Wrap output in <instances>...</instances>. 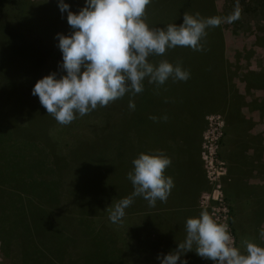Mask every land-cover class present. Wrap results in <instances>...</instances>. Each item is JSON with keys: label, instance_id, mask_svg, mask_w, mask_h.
Listing matches in <instances>:
<instances>
[{"label": "rangeland", "instance_id": "rangeland-1", "mask_svg": "<svg viewBox=\"0 0 264 264\" xmlns=\"http://www.w3.org/2000/svg\"><path fill=\"white\" fill-rule=\"evenodd\" d=\"M21 1L19 10L7 8L0 14V149L6 147L8 143L15 144L12 150L16 151L20 150V143L24 145V142H29L33 151L27 150L28 154L34 158H47L52 162L50 167L53 172L48 178L60 181L63 185V198L58 211L72 218L73 223L76 224L80 216L77 210L75 208L73 210L70 206L72 196L70 197L69 192L82 184L76 196L85 206L91 204L96 206L99 202L103 208H98L96 211L105 215L106 218L108 216L104 213L106 212L104 208L107 205L111 208L122 198L130 196L134 190L130 180L127 179V174L133 169L132 160L141 152L135 145L136 139L144 135L146 129L141 135L139 132L141 123L138 118H134L132 109L123 101L124 97L110 103L107 107H98L83 117L77 115V118L68 125L59 124L47 114L39 98L31 94L32 88L37 80L52 72L57 74V78L65 74L59 67L62 63V53L57 46L56 34L69 35L72 29L67 23V12H60L57 0ZM169 1L173 2L172 7L165 2L164 8H159V12L155 14L158 25L163 27L168 21L162 18L166 14L172 17L170 19L172 23L183 22L184 14H180L186 11L187 2L190 3L187 8L192 15L199 13L201 17L207 18L202 12L210 13L209 4L202 1L199 3L198 0ZM64 2L74 13L85 6V0H64ZM213 2L218 16L226 17L233 12L236 0H213ZM239 3L242 8L240 19L233 23H222L221 27L225 57L231 65L233 83L243 94L245 93L244 83L241 80L243 75L247 71H264V0H239ZM153 5L156 6L151 0L146 8L147 24L153 19ZM202 41L201 43L204 44L209 43L205 39ZM202 47L203 50L200 52L206 53L203 60L215 58L208 53L210 46ZM197 55L201 57L199 53ZM151 58L153 59L151 56L149 60ZM182 58L193 59V55H182L175 60L181 62ZM192 63L196 65V62ZM252 91L258 98L264 95L263 91ZM243 112L252 120L251 143L249 141L250 150H252L251 147H255L259 141V138H255L257 134L262 135L264 140V118H261L256 110L249 111L243 108ZM200 122L199 158L208 185L207 190L200 196V204L211 216V208L215 212H221L224 204L229 206L223 194L224 183L228 177V163L224 159V143L227 142V138L224 136L225 124L220 115L207 113ZM209 123H211L210 127ZM181 125L180 122L171 123L173 136L178 138L186 133L181 130ZM167 134L170 135V132L166 131L164 125L157 131L156 138L160 141ZM185 136L195 140L196 132L192 130ZM206 141L212 144V152H216L217 161L209 173L201 159L202 146ZM252 152L250 151V154ZM92 162L97 164L92 166ZM91 167L93 169H90ZM221 167L226 168V170L223 169L225 175L222 177L220 176L223 172ZM78 170L84 172L83 177L80 175L79 182L75 177ZM218 176L220 178L218 185L221 184V188L217 186ZM141 198L143 197H135L130 205L131 208H135L137 203L142 207L143 202H139ZM92 216L89 215V217ZM142 216V214H131L125 209L122 222L112 223L113 233H110V240L112 244L115 242L117 246L126 248L129 257L126 264L149 263L143 258L136 257L134 246L138 242L128 240V231L131 232L134 227L143 228L142 233L146 230L147 234L152 230L151 222L149 220L144 222ZM108 228L110 229V226ZM229 228L237 246L234 230L231 225ZM102 236L104 237L101 240L102 244H108L110 236L104 233ZM123 238L125 240L122 244ZM112 253L114 257L113 250ZM117 258H119L118 254H116ZM0 264L12 263L5 260L0 253Z\"/></svg>", "mask_w": 264, "mask_h": 264}, {"label": "trees", "instance_id": "trees-1", "mask_svg": "<svg viewBox=\"0 0 264 264\" xmlns=\"http://www.w3.org/2000/svg\"><path fill=\"white\" fill-rule=\"evenodd\" d=\"M201 1L209 4L210 13L202 12L207 18L218 16L213 0H198V3ZM153 2L156 6L152 7L153 19L150 20L149 27L165 28L168 24H172L170 20L172 17L166 14L162 17L168 19L166 25L164 27L158 25L155 14L159 12V8H164L165 2L169 7L173 6V2L170 3L169 0H153ZM21 5V0H0V14L7 8L19 10ZM161 5L163 7H160ZM188 5H190L189 2H187V7ZM187 7H185L186 11H182L180 15L190 14ZM175 24L180 25L179 22ZM206 33L207 38L203 39L209 43L201 44L204 47L210 46L208 53L215 57L213 59L203 60L206 53L194 51L189 47L177 46L166 50L163 55L152 56L153 59L149 60L154 65H158L161 60H167L174 66L179 63L183 70L190 73L187 81H173L169 78L165 84L157 86L150 84L146 78L143 92L135 96L126 93L123 96V101L128 106L130 100L135 104V109L132 111L134 118H138L141 123L139 127L141 135L146 129L145 134L136 139L135 145L141 151L137 156L140 153L156 154L159 151L168 157L173 148L179 146V143L180 147L185 150L186 144H189L191 140L185 134L193 130L198 137L200 121L207 113L222 117L225 124L226 145L234 146V150L230 153L232 158L235 157V153L237 157H241L240 150L250 149L252 120L245 116L243 108L249 111L256 110L261 118H264V95L258 98L252 91L264 92V71H247L241 78L245 87V93L241 94L233 83L231 65L225 57L221 25L207 28ZM198 53L201 57L197 55ZM182 55H193V59L182 58L181 62L175 60L181 58ZM193 61L196 65L192 63ZM247 98L250 100H246ZM152 116L157 119L153 121L150 119ZM164 116H167L166 121L163 119ZM174 121L182 123L181 130L186 132L178 138L171 133V123H175ZM164 125L170 135L167 134L164 139L158 141L156 133ZM255 138H259V141L255 147L252 146V149L257 157L253 153L252 159L259 160L264 169L263 136L257 134ZM192 141L195 140L192 139ZM19 145L20 150L16 151L12 150L15 144L8 143L6 147L0 149L1 256L12 264H126L129 258L126 248L117 246L115 242L112 244L110 240V233H113L112 222L107 214L110 206L107 205L104 208L106 211L104 213L108 216L106 218L105 215L96 211L98 208H103L99 202L96 206L94 204L85 206L76 196L83 184L77 185V189H71L69 192L70 197L72 196L70 206L73 210L75 208L80 216L76 224L73 223L72 218L58 211L61 207V198H63V185L60 181L48 178L53 172L50 167L52 162L47 158H34L28 154L27 150L28 152L33 151L29 142ZM241 161H244L243 157ZM96 164L91 163L92 166ZM76 172V181L79 182V177L80 175L83 177L84 172L81 170ZM227 173L229 174V170ZM227 180L228 177H226ZM223 194L225 196L224 191ZM142 199H139V202ZM138 204L135 208H131V213L141 214L142 207ZM228 211L229 224L233 228V214L230 205ZM89 215L95 216V219ZM143 219L145 222L146 219L144 217ZM144 228L146 229V226ZM142 231L143 228L134 227L130 232V239L138 242L140 246L149 244L145 235L143 237ZM103 233L110 236L106 245H103L101 241L104 238ZM124 240L125 238L122 239V244ZM143 250V247H140L137 251L134 246L136 257L144 260ZM115 253L119 258L116 259Z\"/></svg>", "mask_w": 264, "mask_h": 264}, {"label": "clouds", "instance_id": "clouds-1", "mask_svg": "<svg viewBox=\"0 0 264 264\" xmlns=\"http://www.w3.org/2000/svg\"><path fill=\"white\" fill-rule=\"evenodd\" d=\"M61 13L67 12L69 35L56 34L62 53L59 65L65 74L57 78L52 72L37 80L32 95L59 124L68 125L77 115L83 117L98 107H107L126 93L132 96L144 91V80L157 86L173 81H187L190 73L167 60L158 65L149 57L165 54L177 46L202 51L201 40L206 29L240 19L242 8L236 0L232 13L226 17L204 18L199 13L184 14L183 22L165 28L149 27L146 8L151 0H85V6L74 13L64 0H57ZM129 108L135 104L129 101ZM153 121L157 117H150ZM163 119L166 121L167 116ZM171 160L162 152L140 153L132 160L133 169L127 174L133 186L130 196L122 198L109 209V220L121 223L127 209L137 196L155 207L159 200L167 202L174 187L171 177L165 175ZM185 238L175 250L158 255L160 264H187L181 259L195 251L201 258L215 264H264V247L244 240V252L235 246L226 223L217 222L206 210L185 222ZM264 238V229L260 231Z\"/></svg>", "mask_w": 264, "mask_h": 264}, {"label": "crops", "instance_id": "crops-1", "mask_svg": "<svg viewBox=\"0 0 264 264\" xmlns=\"http://www.w3.org/2000/svg\"><path fill=\"white\" fill-rule=\"evenodd\" d=\"M180 145L179 143L178 147L175 146L169 154L170 160L173 161L165 175L173 179L174 187L167 202L162 203L158 200L155 207H150L148 201L142 199L144 205L141 214L151 222L153 232L151 230L149 235L143 233L149 244L140 246L137 243L136 249L139 251V248L143 247L144 261L147 260L148 264H160L157 256L175 250L177 244L184 240L187 218L198 217L202 210L208 212L200 204V196L207 190L208 185L199 158L198 137L194 142L191 139L190 143L186 144L185 150ZM224 148V159L228 163L229 170L228 180L224 183V193L232 208V224L237 247L244 252L242 243L244 240H250L264 247V238L260 236V231L264 229V169L259 160L252 159L253 153L257 157L252 147V150H240L241 157H237L235 153L234 158L232 154L230 155L234 146L226 145L225 142ZM250 151L253 152L250 154ZM131 211L129 206L127 212L131 213ZM128 240H130L129 231ZM181 259L186 260L187 264H215L211 260L199 257L195 251L186 253Z\"/></svg>", "mask_w": 264, "mask_h": 264}, {"label": "built area", "instance_id": "built-area-1", "mask_svg": "<svg viewBox=\"0 0 264 264\" xmlns=\"http://www.w3.org/2000/svg\"><path fill=\"white\" fill-rule=\"evenodd\" d=\"M210 125H211V123H209V127H210ZM213 143L216 145L215 141ZM201 159H202V161L204 163V168H206L207 172L209 173V170H212L214 168L215 162H217V161H216V152L215 151L212 152V144H210L208 141H206L205 144L203 143L202 151H201ZM221 168H222V170L223 169L226 170L225 167H221ZM224 170H223L222 174L220 175L221 177L223 175H225V171ZM219 179L220 178L218 176V179H217L218 188L221 186V184H220V186L218 185V182H220ZM220 200H221V198H220ZM222 202H223V200H222ZM228 212H229L228 211V206H226L224 204V207L221 209V212H219V211L215 212L213 210V208H211V213L210 214L217 222L226 223L229 226L230 224H229V221H228V215H229ZM229 231H230V228H229ZM230 234H231V232H230Z\"/></svg>", "mask_w": 264, "mask_h": 264}]
</instances>
